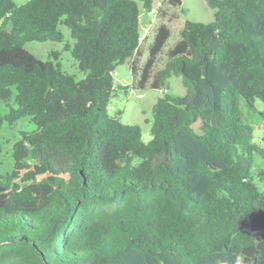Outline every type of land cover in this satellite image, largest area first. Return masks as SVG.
Segmentation results:
<instances>
[{"label":"trees","instance_id":"1","mask_svg":"<svg viewBox=\"0 0 264 264\" xmlns=\"http://www.w3.org/2000/svg\"><path fill=\"white\" fill-rule=\"evenodd\" d=\"M206 1L213 21L186 20L167 49L161 23L142 60L136 0H0V130L36 125L14 144L23 171L0 179V264H264V146L246 115L264 122V0ZM60 24L81 79L26 48L63 42ZM126 62L133 88H186L157 99L149 141L107 111Z\"/></svg>","mask_w":264,"mask_h":264},{"label":"rangeland","instance_id":"2","mask_svg":"<svg viewBox=\"0 0 264 264\" xmlns=\"http://www.w3.org/2000/svg\"><path fill=\"white\" fill-rule=\"evenodd\" d=\"M18 4L25 3L28 0H15ZM141 10V28L142 45L141 49L146 54L148 47L154 38L157 27L161 23H166L171 29V36L167 41L165 48L173 45L179 38L181 29L186 20L200 22H211L215 19V10L210 7L206 0H182V4L174 6L168 0H154L151 11L147 10L142 0H136ZM165 13V14H164ZM59 28L64 33V41L57 42L48 40L45 42L29 41L26 48L41 59H53L60 63L63 71L76 75L78 79L85 77V74L79 69L76 59L69 50L65 49L66 42H73L69 28L60 24ZM53 51L58 52V58L53 56ZM166 56L162 54L159 59V66L163 64ZM116 91L107 107L110 116L118 115L124 123L139 124L142 127L143 138L146 141L151 139V127L153 121V106L159 97L165 92L183 95L186 88L182 82L181 76L169 78V85L156 89L146 87L144 89L133 88L132 72L128 62L117 66L114 71ZM127 86V88L120 87ZM256 106L262 110L264 104L261 100L256 101ZM9 107L0 102V111L5 113ZM248 122L255 130V141L264 146V122L259 112H246ZM36 125L29 119L19 120L14 124L5 123L0 130V179L4 180L8 175H20L23 171L25 160H17L14 157V144L21 137L22 131H31ZM31 162L30 160H26ZM264 169V162L257 156L255 172Z\"/></svg>","mask_w":264,"mask_h":264},{"label":"water","instance_id":"3","mask_svg":"<svg viewBox=\"0 0 264 264\" xmlns=\"http://www.w3.org/2000/svg\"><path fill=\"white\" fill-rule=\"evenodd\" d=\"M244 254H246L249 257H252L253 259H256L258 256V249L255 245H249L244 247L243 249Z\"/></svg>","mask_w":264,"mask_h":264},{"label":"clouds","instance_id":"4","mask_svg":"<svg viewBox=\"0 0 264 264\" xmlns=\"http://www.w3.org/2000/svg\"><path fill=\"white\" fill-rule=\"evenodd\" d=\"M236 264H241V262H240L239 258L237 259V262H236Z\"/></svg>","mask_w":264,"mask_h":264}]
</instances>
